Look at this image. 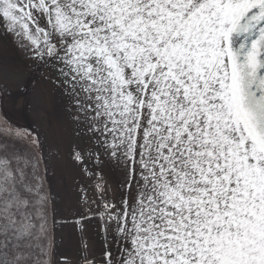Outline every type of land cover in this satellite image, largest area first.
Masks as SVG:
<instances>
[{
  "label": "snow or ice",
  "instance_id": "1",
  "mask_svg": "<svg viewBox=\"0 0 264 264\" xmlns=\"http://www.w3.org/2000/svg\"><path fill=\"white\" fill-rule=\"evenodd\" d=\"M0 33L86 138L101 264H264V0H0ZM39 148L0 116V264H57Z\"/></svg>",
  "mask_w": 264,
  "mask_h": 264
},
{
  "label": "rangeland",
  "instance_id": "2",
  "mask_svg": "<svg viewBox=\"0 0 264 264\" xmlns=\"http://www.w3.org/2000/svg\"><path fill=\"white\" fill-rule=\"evenodd\" d=\"M54 73L46 66L26 58L11 37L0 33V89L14 117L26 121L40 140L45 157L51 193L54 258L57 264H101L104 250L100 219L92 215L103 211L100 192L84 166L73 159L74 150L85 147L77 125L67 112V100L46 78ZM93 168L91 162L87 163ZM103 168L104 196L119 202L118 171ZM87 195L89 203L82 197ZM95 201V203H91ZM89 213L83 220L82 214Z\"/></svg>",
  "mask_w": 264,
  "mask_h": 264
},
{
  "label": "flooded vegetation",
  "instance_id": "3",
  "mask_svg": "<svg viewBox=\"0 0 264 264\" xmlns=\"http://www.w3.org/2000/svg\"><path fill=\"white\" fill-rule=\"evenodd\" d=\"M7 114V118L15 125L20 127L21 129H27L29 132H31L32 137L35 138L37 134L35 133L34 129L26 123V121H22V119L14 117L13 113L10 111L9 105L5 101V96L3 95L1 89H0V116H4ZM24 147L32 148L31 145H24ZM38 155L42 157V163H41V170L46 171L47 176V187L50 190L49 186V176H48V169L45 161V157L43 156L41 148L38 150ZM51 196V193H50ZM51 207V205H50Z\"/></svg>",
  "mask_w": 264,
  "mask_h": 264
}]
</instances>
